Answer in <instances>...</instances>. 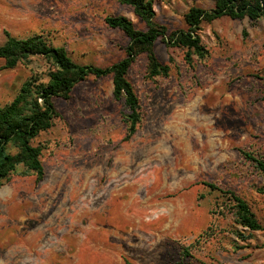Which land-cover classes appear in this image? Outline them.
Wrapping results in <instances>:
<instances>
[{
  "label": "rangeland",
  "instance_id": "rangeland-1",
  "mask_svg": "<svg viewBox=\"0 0 264 264\" xmlns=\"http://www.w3.org/2000/svg\"><path fill=\"white\" fill-rule=\"evenodd\" d=\"M193 5L214 2L153 0L154 19L167 34L187 29ZM109 15L147 29L121 0H0V44L38 33L79 64L109 66L130 43ZM198 34L207 55L190 62L186 49L155 41L168 75L149 78L147 54L137 55L127 77L144 117L129 139L111 74L54 97L58 116L35 140L43 180L0 186V264H264V230L237 224L222 192L264 224V180L243 154L264 158V15L204 21ZM53 68L42 56L13 68L0 58V105Z\"/></svg>",
  "mask_w": 264,
  "mask_h": 264
},
{
  "label": "trees",
  "instance_id": "trees-1",
  "mask_svg": "<svg viewBox=\"0 0 264 264\" xmlns=\"http://www.w3.org/2000/svg\"><path fill=\"white\" fill-rule=\"evenodd\" d=\"M121 1L133 7L134 13L146 23L147 29H138L131 19L123 15L107 16V24L122 30L130 39L126 56L109 66L79 64L67 54L65 48L52 45L42 34L16 37L7 33L6 41L0 44V58L4 60L6 68H13L32 56L46 58L54 68L49 71L47 82L36 77L30 78L22 84L12 101L0 105V186L14 175H35L37 182L43 180V146L36 144L35 140L53 125L58 116L54 97L69 99L79 81L90 75L99 78L111 74L113 97L124 105L125 139H129L136 133L144 117L139 97L127 77L138 54H147L149 78L168 75L169 65L161 62L154 50V43L159 37L169 44L186 49L185 58L190 62L193 55L200 59L207 55V49L198 34L202 22H211L222 16L238 19L248 17L251 21H257L264 15V0H213L214 5L210 9L191 6L184 15L187 29H175L167 34L166 27L154 19L153 0ZM243 33L246 35L245 30ZM243 154L253 161L264 180V158L247 151H243ZM206 184L212 189L220 188L212 182ZM261 191L264 193V187ZM222 192L226 196L225 205L237 224L250 231L264 230V224L260 223L246 199L233 190ZM238 234L241 236V233Z\"/></svg>",
  "mask_w": 264,
  "mask_h": 264
}]
</instances>
